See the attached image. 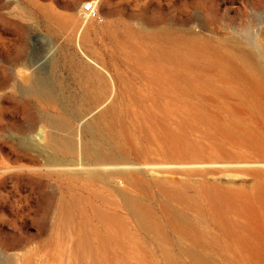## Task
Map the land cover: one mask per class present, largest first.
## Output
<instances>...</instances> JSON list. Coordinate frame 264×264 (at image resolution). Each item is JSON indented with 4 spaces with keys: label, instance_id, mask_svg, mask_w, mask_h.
I'll return each instance as SVG.
<instances>
[{
    "label": "rangeland",
    "instance_id": "374dc122",
    "mask_svg": "<svg viewBox=\"0 0 264 264\" xmlns=\"http://www.w3.org/2000/svg\"><path fill=\"white\" fill-rule=\"evenodd\" d=\"M94 1L0 0V264H249L264 0Z\"/></svg>",
    "mask_w": 264,
    "mask_h": 264
},
{
    "label": "bare ground",
    "instance_id": "6f19581e",
    "mask_svg": "<svg viewBox=\"0 0 264 264\" xmlns=\"http://www.w3.org/2000/svg\"><path fill=\"white\" fill-rule=\"evenodd\" d=\"M95 19H99V18L98 17L97 18L88 17L86 13L83 12L82 8L81 10L79 9L78 13L76 14L69 13L66 15L64 14L63 17L54 18L55 23L57 24L59 28H64L70 31H74L75 28L77 27H81L83 29L85 25H87L89 22L91 23L94 22ZM107 26L105 25V29L108 31L109 27ZM259 51H260V55L262 56V58H264V45L263 46L261 45L259 47ZM111 159L112 158H108V160H111ZM115 162L116 161H111V163H115ZM119 172L124 173V174H132L133 169L124 165L123 167L119 169ZM132 209H133L134 214L137 216L140 225L144 229L152 231L153 233L159 232V226L151 218L147 216L146 212L143 209H141L140 206H138L136 203H133ZM114 219H115L114 217L109 220L106 218L107 220L106 222L112 220V223L110 221V224H112V227L114 224L119 225L121 223V220H119V223H117L118 221L116 222V220L118 219L117 218L115 220ZM113 221H115V223ZM122 224L124 225V223ZM248 225L250 227L249 228L250 233L248 237L249 239L247 240V243L245 244V248L249 255L248 263L249 264H262L261 261L264 258V226H260L256 222H249ZM114 228H117V227H114ZM86 246L88 247V245ZM88 248L90 249V247ZM89 249H87L88 253H89ZM184 251L190 256V258H192L195 264H211L212 263L211 260H209L210 258L208 259V257L205 256V254L202 253L200 250L196 249L195 246L188 247ZM89 254H92V253H89Z\"/></svg>",
    "mask_w": 264,
    "mask_h": 264
},
{
    "label": "built area",
    "instance_id": "2783aa9c",
    "mask_svg": "<svg viewBox=\"0 0 264 264\" xmlns=\"http://www.w3.org/2000/svg\"><path fill=\"white\" fill-rule=\"evenodd\" d=\"M82 10L90 18L98 17V9L94 0H91L89 3H83Z\"/></svg>",
    "mask_w": 264,
    "mask_h": 264
}]
</instances>
